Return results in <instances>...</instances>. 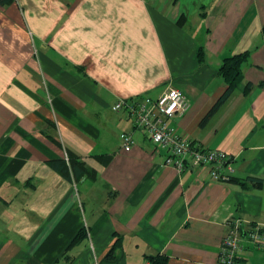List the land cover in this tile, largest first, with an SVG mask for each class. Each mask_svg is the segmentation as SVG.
<instances>
[{"label":"crops","instance_id":"1","mask_svg":"<svg viewBox=\"0 0 264 264\" xmlns=\"http://www.w3.org/2000/svg\"><path fill=\"white\" fill-rule=\"evenodd\" d=\"M263 28L264 0H0V264H217L231 220L264 233ZM170 89L189 101L173 127L226 152L228 181L166 165L113 111ZM238 264H264V242L246 238Z\"/></svg>","mask_w":264,"mask_h":264},{"label":"built area","instance_id":"2","mask_svg":"<svg viewBox=\"0 0 264 264\" xmlns=\"http://www.w3.org/2000/svg\"><path fill=\"white\" fill-rule=\"evenodd\" d=\"M189 108L186 95L178 89H170L159 98L149 96L119 100L113 111L128 110L135 125L158 147L167 151L166 165L176 167L180 172L187 165H197L208 171L212 181H228L234 173L231 157L222 150H211L181 137L172 125V119L182 116ZM122 146L130 151L134 139L129 134L121 135ZM242 221L233 219L228 223V231L223 239L217 264H238L240 254L248 238L257 245L264 242V233L257 227L242 229Z\"/></svg>","mask_w":264,"mask_h":264},{"label":"trees","instance_id":"3","mask_svg":"<svg viewBox=\"0 0 264 264\" xmlns=\"http://www.w3.org/2000/svg\"><path fill=\"white\" fill-rule=\"evenodd\" d=\"M264 32V28H263ZM250 58L249 52H244L241 54L233 55L229 58H226L224 60V63L220 69V74L222 78L224 79L225 83L227 84V90L224 93V95L220 98L218 103L215 105L213 110L208 114L205 121H207L215 112L216 110L225 102V100L228 98V96L239 86V82L242 80V66L244 63L248 61ZM251 88V85L248 84L245 87V92H248ZM204 121V122H205ZM57 163V162H56ZM52 163V166L57 169L59 163ZM62 165V163H61ZM64 175H67L68 169L60 170ZM84 173L86 176L90 177L91 179H94L93 173L89 171L88 169L84 170ZM256 185L262 186V180H253ZM83 232H80L77 236L75 242L81 237ZM119 246V244L116 246V248ZM115 248V247H114ZM148 264H170L169 257L166 255H152L147 257Z\"/></svg>","mask_w":264,"mask_h":264}]
</instances>
